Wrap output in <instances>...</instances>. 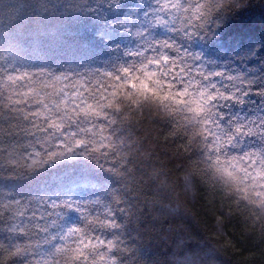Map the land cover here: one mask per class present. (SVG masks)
<instances>
[{"label": "snow or ice", "instance_id": "snow-or-ice-1", "mask_svg": "<svg viewBox=\"0 0 264 264\" xmlns=\"http://www.w3.org/2000/svg\"><path fill=\"white\" fill-rule=\"evenodd\" d=\"M106 2L115 5L120 0ZM153 3L156 7L143 12L140 21L147 27L134 34L146 35L150 28L163 26L188 40L203 38L222 11L238 6L237 0ZM88 4L89 0H79L71 7L92 11ZM3 7L6 15L19 19L27 6ZM156 43L161 44L159 55L148 56L136 71L129 66L121 67L119 75L106 73L109 88L98 78L91 85L84 78L65 84L64 74L42 80L45 69L24 66L20 42L2 41L0 103L6 100L4 106L12 104L11 111L19 113L11 127L27 135H45L22 143L0 142V264H144L137 246L126 242L124 222L117 215H127V209L119 207L120 189L130 171V149L119 118L121 97L157 100L177 113L176 131L186 149H196L214 187L264 220V115L229 116L220 111L221 100L243 103L234 95L238 89L224 92L210 82V76L222 73L206 75L201 65L192 63L200 60L198 53L181 51L167 39ZM164 48L177 54L169 55ZM37 103L42 107H15ZM88 165L108 173L114 185L102 189L94 178L81 175L59 181L50 191L27 190L49 170ZM82 188L96 191L77 195ZM184 264L194 262L185 259Z\"/></svg>", "mask_w": 264, "mask_h": 264}, {"label": "trees", "instance_id": "trees-1", "mask_svg": "<svg viewBox=\"0 0 264 264\" xmlns=\"http://www.w3.org/2000/svg\"><path fill=\"white\" fill-rule=\"evenodd\" d=\"M78 2L0 0V53L4 39L18 41L24 66L46 70L42 80L64 74L65 84L84 78L91 85L98 78L110 88L106 73L119 75L121 67L129 66L136 71L148 56L159 55L161 44L156 41L167 39L181 51L198 53L200 60L192 63L201 65L206 75L221 72L209 77L221 91L238 89L234 95L243 103L221 100L220 111L229 116L264 115V0H244L210 26L203 38L191 40L163 26L150 28L146 35L134 34L147 27L140 21L143 12L156 7L153 0H120L115 5L89 0L92 11H76L71 5ZM16 3L27 6L19 19L6 15L3 7ZM163 51L177 54L170 48ZM119 102L130 171L120 189L119 207L126 208L127 215H117L124 222L126 242L137 246L144 264H184L185 259L194 264H264V220L214 187L196 149H186L176 131L179 115L157 100L133 96L121 97ZM5 103H0V142L22 143L45 135H27L11 127L19 113ZM15 107L32 110L42 105ZM81 175L94 178L102 189L115 183L104 170L88 165L49 170L27 190L50 191L59 181ZM90 190L96 191L82 188L77 195L85 196Z\"/></svg>", "mask_w": 264, "mask_h": 264}, {"label": "clouds", "instance_id": "clouds-1", "mask_svg": "<svg viewBox=\"0 0 264 264\" xmlns=\"http://www.w3.org/2000/svg\"><path fill=\"white\" fill-rule=\"evenodd\" d=\"M244 2V0H237V3H238V6H230V7H227V10H224L222 11L221 13V18L226 14V13H229L230 11L238 8L241 6V4Z\"/></svg>", "mask_w": 264, "mask_h": 264}]
</instances>
